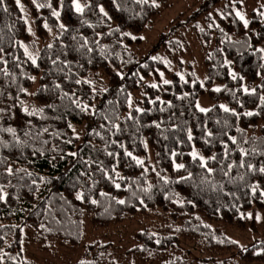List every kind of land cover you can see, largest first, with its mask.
<instances>
[{"label": "trees", "instance_id": "trees-1", "mask_svg": "<svg viewBox=\"0 0 264 264\" xmlns=\"http://www.w3.org/2000/svg\"><path fill=\"white\" fill-rule=\"evenodd\" d=\"M166 1L155 0V4L160 6ZM46 2L52 7L37 10L32 1H22L30 15L28 24L16 0H4L0 6V30L5 37L4 53L0 55L9 61L6 67L12 73L7 77L0 74V93H3L0 109L4 110L0 112V128L15 129L21 142L17 144L11 133L0 131V141L9 145L0 144V159L7 162L0 167V173L5 167L25 170L12 177H0V184L8 194L6 202L0 201V264H27L21 243L23 228L31 230L38 241L84 247L83 255L71 264H81V261L133 264L134 258L171 256L169 251L178 248L180 241L197 239L203 240L206 250L225 249L241 261L264 264V241L242 248L237 242L232 243L218 224L255 229L252 211L264 207V197L260 196L264 191V175L250 173L248 184H233L227 183L226 177L214 174L208 177L211 183L200 184L202 169L189 155L195 149L206 158L213 155L221 158L222 141L228 143L231 152L225 163L232 160L238 163L242 159L240 148L264 151V108L260 107L259 100L264 96V53L257 51L264 49V18L255 11L262 5L248 9L245 17L249 24L245 28L235 16L239 0L200 1L191 16L203 49L204 75L199 78L192 70L180 74L170 69L157 53L137 57L133 52L131 46L141 42V32L159 10L152 0L148 3L116 0L119 8L113 0H81L82 5H91L85 8L83 15L76 13L72 0ZM100 6L110 19L101 17ZM3 7L8 11H3ZM53 10L60 12L59 18L52 15ZM199 16L207 20L202 28L196 25ZM84 20L92 27L82 23ZM45 23L51 32L44 27ZM173 23L170 27L177 31ZM29 24L41 40L39 46H31L35 49L32 53L41 57L39 67L31 64L23 48L8 39L27 41ZM60 24L67 31L62 33ZM162 35L167 37L157 46L164 47L169 54L179 50L181 42L172 36L171 30ZM73 36L80 43L83 42L80 38H86L93 51H76L78 43ZM133 36L136 39H132ZM50 43L54 47L47 50ZM57 56L59 62L53 65L52 60ZM153 56L160 59L153 60ZM233 73L236 79L232 78ZM77 79L82 83L76 84ZM165 80L169 83L165 84ZM57 84L59 89L55 87ZM153 84L157 87H151ZM216 88L221 91H214ZM244 88L255 89L256 94L249 95ZM200 94H206L212 101L205 108L210 111L200 112L196 107ZM72 100L89 105L90 111L82 112ZM220 105L237 115L224 112ZM25 108L35 114H27ZM137 108L143 112H136ZM91 109H95L96 114ZM246 112L258 115L246 116ZM129 115L134 119H128ZM104 116L110 119L105 120ZM157 123L159 128L155 126ZM112 124L119 125L122 131L113 135L115 129L108 130ZM76 127L78 129L73 131ZM188 130L193 136L191 141L187 139ZM208 131L213 133L212 137L206 136ZM94 132L101 135L96 136ZM228 136H235L237 144L233 145ZM206 139L211 143H205ZM69 140L71 143H67ZM113 140L117 142L114 145ZM120 143L145 161L146 173L144 167L137 166L125 155ZM105 149L118 156H108ZM172 151L178 153L174 158ZM246 159L257 167L264 165V155ZM99 161L113 180L100 173ZM173 161L186 167L176 170ZM209 167L218 168L219 164L212 161ZM113 168L115 172L111 171ZM245 171L233 169L232 175ZM189 172L193 179L181 180ZM93 180L98 181L94 188ZM115 183L121 187L117 189ZM252 183L260 186L255 196L249 187ZM89 188V198L96 199L97 204L76 199L77 191L84 190L87 195ZM101 192L107 196H101ZM117 200L125 203L118 204ZM149 212L163 213L165 223L135 230L134 243L128 247H121L110 238L83 242L87 227L104 230ZM41 224L47 230L41 228Z\"/></svg>", "mask_w": 264, "mask_h": 264}, {"label": "rangeland", "instance_id": "rangeland-1", "mask_svg": "<svg viewBox=\"0 0 264 264\" xmlns=\"http://www.w3.org/2000/svg\"><path fill=\"white\" fill-rule=\"evenodd\" d=\"M21 0V4H22ZM32 1V0H27ZM201 0H167L164 4L159 6L158 12L151 17L147 27L141 32L143 39L139 44L132 45L131 48L135 55H153L157 53L160 55L167 67L183 74L186 70H192L196 76L202 78L204 75V65L202 64L203 49L201 48L198 37L194 30V21L191 20L193 12L199 7ZM81 3V0H80ZM258 4L263 5L264 0H243L236 11H241L247 14L249 8ZM24 14L30 21V15L26 8ZM210 12V11H209ZM213 15L214 12H211ZM174 22L177 31L170 27V23ZM207 20L204 16L197 18V27H204ZM31 27L32 33L34 27L32 24L27 25ZM173 37H178L181 43L178 44V51L167 53L164 47L157 46L161 39H166L162 33L170 31ZM29 38L27 41H22L23 44L29 46H39L41 40L36 35L28 32ZM206 94H200L196 103L202 108H207L211 104ZM78 128L76 127L75 130ZM163 213L149 212L148 214L126 219L123 222L110 226L106 229H94L87 227L86 236L83 242H89L93 239L105 240L110 238L113 242L121 247H128L134 243L133 232L137 229L147 227L155 228L165 223L162 216ZM255 224V229L245 227L243 229L236 226H231L225 223H218L225 234L236 241L242 248L250 245L255 241H264V207L252 211ZM260 219L257 220L256 217ZM203 240H189L180 241L178 248H172L169 255H157L150 259L134 258L133 264H261L259 262H244L239 257L229 250H206L204 248ZM21 243L24 258L27 264H71L83 255L84 247L81 246H60L50 240L38 241L35 239L31 230L23 228L21 230ZM207 257L206 260H202Z\"/></svg>", "mask_w": 264, "mask_h": 264}, {"label": "snow or ice", "instance_id": "snow-or-ice-1", "mask_svg": "<svg viewBox=\"0 0 264 264\" xmlns=\"http://www.w3.org/2000/svg\"><path fill=\"white\" fill-rule=\"evenodd\" d=\"M137 3H148V0H136ZM153 2V5L156 6V7H159L158 4H155V0H152ZM235 2V0H234ZM243 0H239V3L242 4ZM4 3V0H0V6H2ZM32 3L36 6L37 10L41 9V8H44V7H48V8H51V4L46 2V0H32ZM113 3L116 5L117 8H119V4L116 3V0H113ZM16 4L17 6L20 8L21 12L24 11V6L21 4V0H16ZM72 5L76 11V13L80 14V15H83L84 12H85V8H91V5H82L80 3V0H72ZM3 11L7 12L8 9L6 7H3ZM262 18H264V5L261 6V8L259 9H256L255 10ZM98 13L101 15L102 18H108L110 19V17H108V13L104 10V8L102 6H100L98 8ZM52 15L54 17H57L59 18L60 16V12L59 11H56V10H53L52 11ZM221 15L223 16V13H221ZM235 16L243 22L244 24V27L247 28L248 27V24H249V21L246 19L245 17V14L241 11H235ZM25 24H28V20L27 18L25 17V20H24ZM82 23L84 24H88V21L87 20H84L82 21ZM89 27H92L91 24H88ZM44 27L46 29H48L49 32H51V29L49 28L48 24L45 23L44 24ZM60 29L62 30V33L64 31H67V29L65 28V26L63 24H60L59 25ZM209 27H212V25H209ZM218 27V25H217ZM115 31H119V29H116ZM223 31V30H221ZM28 32L32 35H35L34 33H32V30H31V27L28 28ZM99 35V34H97ZM109 35H111V33H109ZM124 35H130L129 33H124ZM10 41H13L15 44L19 45L20 48H23V51H24V55L27 57V59L31 62L32 65L36 66V67H39V64H38V60L41 59V57L37 54V55H34L30 50H29V46L28 45H25L19 41H14L12 37H9L8 38ZM73 40H77V43H78V47L75 49L76 51H80L81 49H86L87 52H92L93 51V48L92 47H89V41L86 39V38H80L82 39V43L79 42V39L76 37V36H73L72 37ZM132 39H136V37H132ZM140 39H143V37H140ZM5 43V37L3 35V32L2 30H0V54H3L4 53V45ZM95 43H98V41H96ZM54 45L53 44H48L47 45V50H51L53 49ZM62 47H67V46H64L62 45ZM46 50V51H47ZM101 51L103 52V49H101ZM257 51L259 52H262L264 53V49H258ZM51 58V57H49ZM16 60H18L19 58L18 57H15ZM151 59L153 60H158L160 59L159 57H156V56H153L151 57ZM59 62V56H57L56 59L52 60V64L53 65H57ZM90 62V61H89ZM9 63V61L7 59H4L3 58V55H0V65H4L5 67H0V74L4 75V76H10L12 75V73L9 72L8 68L6 67L7 64ZM67 66V65H65ZM145 67H147V65H145ZM60 71H63V69H60ZM163 75V73H161V76ZM179 75V74H178ZM121 78H123L121 76ZM183 79V77H181ZM232 78L233 79H236V75L233 73L232 74ZM29 79H32V80H35V77H29ZM141 79H143L141 77ZM76 84H80L82 83L81 80L77 79L74 81ZM83 83H88V84H91L92 82L91 81H83ZM165 84H168L169 81L165 80L164 81ZM203 86V85H202ZM55 87L57 89L60 88V85L57 84L55 85ZM151 87L155 88L157 87V85L153 84L151 85ZM20 91H25L24 89H20ZM103 91H107V89H103ZM214 91L216 92H220L221 89L220 88H216L214 89ZM243 91L249 95H255L256 94V90L255 89H252L251 91L247 88H244ZM3 93H0V95H2ZM65 97H68V94L65 93L64 94ZM182 99L184 97H181ZM69 99H71L69 97ZM259 100H260V107L261 108H264V96H260L259 97ZM72 103H74L76 105L77 108H79L82 112H87V111H90V108H89V105H81L80 102L78 100H72ZM111 103V102H109ZM128 103H129V107H131V99L129 97V100H128ZM196 107L199 109L200 112H208L210 111V109H205V108H202L199 106L198 103H196ZM220 108L223 109L224 112L226 113H229L231 112L233 115H237L233 110L229 109L227 106L225 105H220ZM4 110L3 109H0V112H3ZM24 111L29 114V115H34L35 112H29L27 108L24 109ZM39 111H43V109H39ZM92 113L93 114H96V110L95 109H91ZM136 112H143V109H135ZM244 115L246 116H253V115H258V113L256 112H246L244 113ZM105 120H109L110 118L108 116H104L103 117ZM128 119H134V117H132L131 115H129ZM219 123V122H218ZM155 126L157 128L160 127V124L157 123L155 124ZM226 126V125H225ZM69 127H71V125H69ZM105 126L104 125H101V128H104ZM112 129H115L114 132H112L113 135H116L118 134L119 132L122 131V129L120 128L119 125L117 124H112L111 125V128H109L108 130L109 131H112ZM0 131H6V132H9L12 134V136L14 138H16V143L19 144L21 143L19 141V138L16 137V131L15 129L11 128V127H8V128H0ZM46 131V129H45ZM73 131H75V129H73ZM94 134L96 136H100L101 134L99 132H94ZM224 135H227V133H223ZM206 136L207 137H212L213 136V133L211 131H208L206 133ZM77 139H79V137L77 136ZM101 139H105L103 136H101ZM165 139H167V137H165ZM187 139L189 141H191L193 139V136H192V133H191V130H188L187 132ZM228 140L233 144V145H236L237 144V139L235 136H228ZM247 142V141H245ZM45 143H47L45 141ZM67 143H71V141H67ZM117 142L116 141H111V144H116ZM205 143H211V140L209 139H206L205 140ZM222 143V147L224 149V152L222 154V157L221 158H218L216 155H213L211 157H204L202 155H200L197 151H195V149H193V151L189 154L193 160V162H198V166L200 169H202V178L200 179L199 183L200 184H205V183H211V181H209L208 177L214 175V174H219L221 175L222 177H226L227 178V183H233V184H237L238 182H244V184H248V181H247V177L248 175L251 173V174H260V175H264V165L262 166H259L257 167L255 164L251 163L249 160H247L246 158L249 157V156H255L257 154L259 155H264V151H258L257 148H252L251 150H246L244 148H240L239 149V152H240V155L242 157V159H240V161L237 163L235 160H232V161H229L228 163H225L224 161L225 160H228V157L230 156L231 152H230V149L228 147V143L227 142H221ZM0 144H3L4 147H8L9 145L7 144V142H3V141H0ZM12 146H15V145H12ZM119 147L124 149L125 151V155H127L128 157H130L132 160L135 161L136 165L137 166H141V167H144L145 165V161L142 160V159H139L137 157H135L132 152L128 151L125 147H124V144L123 143H120L119 144ZM144 147L145 149L147 148V143L145 142L144 143ZM106 151V154L108 156H111V157H116L118 156V153L116 152H112V151H107V149H105ZM69 155H72V156H76L77 153H69ZM178 155V153H176L175 151H172L171 152V156L174 158ZM212 161H215L217 164H219V167L218 168H212V167H209V164L210 162ZM174 162V167L176 170H180V169H184L186 167L185 164H182V163H175ZM6 160L4 159H0V167H3L4 165H6ZM98 167H99V171L100 173L106 177L107 179L109 180H113V177L109 175V172L107 169H105V167L103 166V162L102 161H99L98 162ZM233 169H246V171L244 173H237V175L233 176L232 175V172H233ZM21 171H25L23 169H17V170H14L13 168L11 167H5L4 168V172L3 173H0V177H3L4 175H7L8 177H12L14 175H17L19 172ZM112 172H115V168H113L111 170ZM148 171L147 167H144V172L146 173ZM26 175L28 176H31L32 174L31 173H26ZM81 175H84V173H82ZM117 176H118V173H117ZM21 179H23V177H21ZM43 179V178H41ZM193 179V174L191 172H189L188 176L187 177H181V180H192ZM98 181H95L93 180L92 182V187L94 188L95 187V184L97 183ZM165 182L167 183V180H165ZM32 184L35 185L36 184V181L33 180L32 181ZM215 186V185H213ZM223 185H221L222 187ZM74 187H75V184H74ZM115 187L117 189H119L121 187V185L119 183H115ZM250 187V191H251V194L253 196L256 195L258 189H259V184L258 183H252L251 185H249ZM29 190L30 191H33V188L31 186H29ZM143 191H148V189H143ZM87 195H86V192L84 190H79L76 192V199L81 201V202H84V201H88L90 202L91 204H97L98 201L96 199H90V194H91V188H89L87 190ZM7 193L5 192V186L3 184H0V201H3V202H6V199H7ZM101 196H104L106 197L107 196V193H104V192H101L100 193ZM260 196L261 197H264V191H261L260 192ZM118 204H124L125 201L124 200H117L116 201ZM141 203H143V201H141ZM257 220L260 219L259 216L256 217ZM41 228H45V225L41 224ZM45 230H47L45 228ZM232 243H236V241H232ZM257 254H260V253H257ZM0 259H2V257H0ZM81 264H85L84 261H81Z\"/></svg>", "mask_w": 264, "mask_h": 264}]
</instances>
